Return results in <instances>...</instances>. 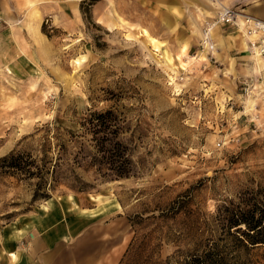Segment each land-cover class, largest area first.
<instances>
[{
    "label": "rangeland",
    "instance_id": "374dc122",
    "mask_svg": "<svg viewBox=\"0 0 264 264\" xmlns=\"http://www.w3.org/2000/svg\"><path fill=\"white\" fill-rule=\"evenodd\" d=\"M75 1L78 28L44 19V41L0 38V157L13 150L29 170L48 169L69 123L112 107L134 173L102 180L76 166L85 189L60 181L48 190L44 172L49 197L33 200L36 176L0 170V264H14L15 253V264L26 260L48 220L73 217L83 235L124 219L117 264H187L215 240L224 264H264L263 246L224 243L215 219L218 206L264 189V58L246 52L256 72L244 77L231 60L190 58L197 24L216 7L209 0ZM67 148L61 174L72 165L74 143Z\"/></svg>",
    "mask_w": 264,
    "mask_h": 264
},
{
    "label": "crops",
    "instance_id": "0c3cea01",
    "mask_svg": "<svg viewBox=\"0 0 264 264\" xmlns=\"http://www.w3.org/2000/svg\"><path fill=\"white\" fill-rule=\"evenodd\" d=\"M217 3L211 4L216 7L234 6L252 17L264 20V0H217ZM216 7L207 12L213 15ZM0 19L6 24L0 32L1 39L32 36L44 41L40 31L44 19H49L50 24L68 31L78 28L80 14L75 0H0ZM11 23L14 24L13 29L8 27ZM199 28L200 24H197L198 35ZM212 37L215 53L212 57L218 63L228 67L231 60L232 69L238 76L244 77L256 72V66L246 54V37L239 29L230 25L215 27ZM197 41L198 37L193 42L195 48ZM180 50H183L182 47ZM197 52L194 49L190 58L197 56ZM180 54L183 55V52ZM199 65L202 72L207 67L206 62H200ZM77 221L76 217L65 221L48 220L44 236H34L30 241L27 259L24 257L26 260H23L21 257L16 264H117L128 238L124 219L117 217L102 221V224L97 223L95 227L85 231L84 235V230L79 228ZM14 261H17L16 253Z\"/></svg>",
    "mask_w": 264,
    "mask_h": 264
},
{
    "label": "trees",
    "instance_id": "16d2710c",
    "mask_svg": "<svg viewBox=\"0 0 264 264\" xmlns=\"http://www.w3.org/2000/svg\"><path fill=\"white\" fill-rule=\"evenodd\" d=\"M79 8L81 11V4ZM41 31L44 32L43 25ZM121 122V117L112 107L87 110L79 122H71L65 128L67 138H59L54 159L48 158V169L34 166L35 170H29L31 163L26 162L19 152L12 150L0 157V170L10 174L36 176L38 181L31 195L33 200L49 197L47 189L40 183L44 172H48V190L60 181H64L72 189H85V182L74 171L76 166L92 169L102 180L128 177L134 173L133 163L126 146L118 139L124 129ZM67 143H74L75 147L71 152L72 165L68 173L61 174L58 170L59 160L69 150ZM215 219L225 234L222 238L224 243L233 241L235 248L244 249L264 247V189L249 197L239 198L235 203L218 206ZM219 246V242L215 240L212 246L193 257L187 264H224Z\"/></svg>",
    "mask_w": 264,
    "mask_h": 264
},
{
    "label": "built area",
    "instance_id": "2783aa9c",
    "mask_svg": "<svg viewBox=\"0 0 264 264\" xmlns=\"http://www.w3.org/2000/svg\"><path fill=\"white\" fill-rule=\"evenodd\" d=\"M209 1L217 3V0ZM226 25L239 29L246 37V52L250 56L264 58V20L252 17L234 6L217 5L215 13L201 22L197 51L204 52L206 57L211 59L214 42L210 32L213 27Z\"/></svg>",
    "mask_w": 264,
    "mask_h": 264
},
{
    "label": "bare ground",
    "instance_id": "6f19581e",
    "mask_svg": "<svg viewBox=\"0 0 264 264\" xmlns=\"http://www.w3.org/2000/svg\"><path fill=\"white\" fill-rule=\"evenodd\" d=\"M214 3V2H213ZM215 27L212 28L211 32H210V35L212 36V32L214 30ZM214 52V51H213ZM198 53H202V52H198ZM213 54V53H212ZM252 57H256V56H252ZM258 58V57H257Z\"/></svg>",
    "mask_w": 264,
    "mask_h": 264
}]
</instances>
